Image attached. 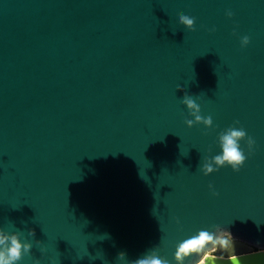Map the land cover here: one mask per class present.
I'll use <instances>...</instances> for the list:
<instances>
[{"label": "water", "instance_id": "water-1", "mask_svg": "<svg viewBox=\"0 0 264 264\" xmlns=\"http://www.w3.org/2000/svg\"><path fill=\"white\" fill-rule=\"evenodd\" d=\"M229 127L237 172L213 162ZM224 230L264 264V0H0V232L31 245L15 264H177L181 240Z\"/></svg>", "mask_w": 264, "mask_h": 264}, {"label": "clouds", "instance_id": "clouds-1", "mask_svg": "<svg viewBox=\"0 0 264 264\" xmlns=\"http://www.w3.org/2000/svg\"><path fill=\"white\" fill-rule=\"evenodd\" d=\"M229 16L233 15L232 12L228 13ZM181 22L186 26H191L193 21L188 17H180ZM249 37L247 35L240 38L241 46L247 45ZM184 103L192 110L197 108L194 101L188 97H185ZM200 119L199 116L196 117ZM205 123H210V119H206ZM188 123H191L189 121ZM235 123H239L236 121ZM246 132L243 127H229L220 137V154L213 157V162L219 166H229L232 171H239L243 165L246 155L245 151L240 146V141L245 139ZM246 144L248 146V154L251 155L253 151V145L255 141L251 136H247ZM211 163L205 162L201 171L207 174L211 171H215ZM209 190L212 191V195H217L213 190L211 184L208 185ZM32 232V230H30ZM234 238L230 232L224 230L215 235L207 231H199L194 235L189 236L186 239L181 240L174 253V258L177 264H183L185 258L196 257L192 259L194 264H216L217 259H223L224 253H228L227 259L232 264H240L237 258V253L233 250ZM31 245L27 242L21 243L17 236L13 233L11 235L0 232V264H15L16 261L21 259L22 249L23 252H28ZM220 252V256L217 257L216 253ZM123 257L116 258V264H121ZM33 264H40L38 258L34 259ZM55 264V262H53ZM131 264H162V261L155 255H148L143 258H138L135 261H131Z\"/></svg>", "mask_w": 264, "mask_h": 264}]
</instances>
